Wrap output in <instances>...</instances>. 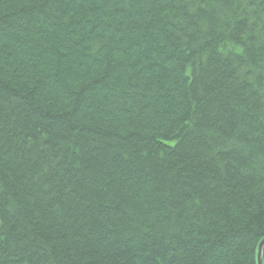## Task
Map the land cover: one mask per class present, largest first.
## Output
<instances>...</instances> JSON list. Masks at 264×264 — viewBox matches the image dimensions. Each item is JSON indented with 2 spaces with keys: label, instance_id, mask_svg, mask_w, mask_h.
<instances>
[{
  "label": "trees",
  "instance_id": "16d2710c",
  "mask_svg": "<svg viewBox=\"0 0 264 264\" xmlns=\"http://www.w3.org/2000/svg\"><path fill=\"white\" fill-rule=\"evenodd\" d=\"M262 240L264 0H0V264Z\"/></svg>",
  "mask_w": 264,
  "mask_h": 264
},
{
  "label": "water",
  "instance_id": "95a60500",
  "mask_svg": "<svg viewBox=\"0 0 264 264\" xmlns=\"http://www.w3.org/2000/svg\"><path fill=\"white\" fill-rule=\"evenodd\" d=\"M264 246V240H262L258 246V253H257V264H262L261 262V252H262V248Z\"/></svg>",
  "mask_w": 264,
  "mask_h": 264
}]
</instances>
